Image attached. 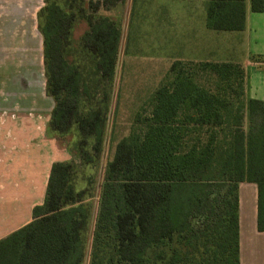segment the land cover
<instances>
[{"label":"trees","instance_id":"1","mask_svg":"<svg viewBox=\"0 0 264 264\" xmlns=\"http://www.w3.org/2000/svg\"><path fill=\"white\" fill-rule=\"evenodd\" d=\"M67 1L45 0L38 13L46 92L54 101L50 128L63 136L76 125L83 164L93 163L103 152L106 116L95 106L81 111L91 85L66 57L77 18ZM123 1L86 4L97 13ZM245 1L209 0L207 28L244 30ZM251 10L263 12L264 0H251ZM87 20L82 47L96 58L98 80L112 83L121 28L107 16ZM103 98L107 109L110 98ZM74 173L71 163L52 165L32 221L0 240V264L84 263L92 214L84 201L92 195L87 186L78 189ZM243 182L257 185L263 232L264 101L246 99L240 64L175 61L106 165L88 264H240Z\"/></svg>","mask_w":264,"mask_h":264},{"label":"crops","instance_id":"2","mask_svg":"<svg viewBox=\"0 0 264 264\" xmlns=\"http://www.w3.org/2000/svg\"><path fill=\"white\" fill-rule=\"evenodd\" d=\"M0 1V13L4 16L1 32L5 33L10 47L33 49L31 55L7 59L10 64H15L16 59L19 64L28 65L25 70L0 71L1 240L32 221L33 208L44 202L52 165L71 163L73 158L68 148L57 145L58 151H54L55 140L62 141L63 138L54 136L50 128L54 101L46 92L45 66L42 76L37 71L35 55L39 51L44 64L43 36L37 19L42 6H36V3L29 7L36 0ZM6 1L14 2L8 5ZM171 1L176 4L179 0ZM208 2L189 0L184 7L163 4L152 13L147 31L151 32L152 45L157 44L160 52L152 55L153 58L156 56L159 62L166 59L167 64L170 59L240 64L245 71L246 99L264 101V11L252 12L251 0H246L244 30L215 31L206 24ZM125 3L127 7H133V0H125ZM25 15L35 16L33 27L26 26L28 24L22 19ZM122 42L123 33L120 47ZM45 105H50L49 112H45ZM97 199L99 201V196ZM90 200L92 198L84 203H90ZM91 221L92 217L87 230ZM94 228L95 224L91 239ZM239 229L240 264H264V231L258 229V188L254 183L239 185ZM85 252L89 259L90 252L87 254L86 248Z\"/></svg>","mask_w":264,"mask_h":264},{"label":"rangeland","instance_id":"3","mask_svg":"<svg viewBox=\"0 0 264 264\" xmlns=\"http://www.w3.org/2000/svg\"><path fill=\"white\" fill-rule=\"evenodd\" d=\"M58 1L65 2V0ZM89 1L96 3L98 0H85L84 4L74 0L67 1V6L73 4L71 9L77 13V18L73 24L72 32L66 45V57L70 63L81 71L83 80L91 85V98L87 100L85 97L82 100L81 111L86 112L90 106H95L98 107V109H102L106 116L103 152L93 163L83 164L80 155L79 132L76 125H73L67 134L63 136L59 135V137L63 138L62 141L55 140L54 142L55 152L58 151L57 148L59 147L68 148L73 158L71 164L74 166L75 183L84 188L87 186V189H89L87 192L88 196L92 195V200H90L92 221L89 230H87L85 234L87 254H89L91 248L92 226L95 224V217L97 216L96 210L99 205L97 198L101 192L106 165L113 158L117 143L130 134L136 114L143 108H147L152 94L165 78L171 65L175 62L170 59L169 64H167L166 62L168 60L166 59L159 62L156 56L153 58L152 55H157L159 49L157 44L154 46L151 40H149L151 32L147 31V29L149 25H151L150 16H152L153 12L160 9L163 4L166 7H184L185 4H188L189 0H179L180 2L176 1V4H173L171 0H133L132 8L127 7L124 0L121 3L114 2L108 10L99 9L97 13H94L92 9L88 7L86 2ZM6 2L9 5V2L14 1ZM44 2L45 0H36L29 7L34 6L36 3V6L43 7L45 5ZM1 5L0 1V11ZM80 11L85 12V18ZM2 14L3 12L0 13V71L1 73H8L13 70H25L28 65L19 64L16 59L15 64H10L7 59H11V57L19 59V57L22 58L26 55H31L30 51L33 52V49L10 47L11 44H9L5 38V33L1 32V18L4 17ZM97 16H107L115 20L121 28V33H123V42L119 50L115 78L112 83H101L100 80H98L96 58L91 52L85 50L81 44L82 36L89 30L87 17ZM34 17L35 16L28 15L22 16V19L28 24L26 25L27 27L34 26ZM34 51L35 54H37L36 47ZM1 59H3L2 62ZM35 60L38 63L37 71L39 75L42 76V74H44V64L41 51H39L38 55H35ZM96 82L97 84L99 83L100 86L96 85L95 88L93 84ZM104 95H108L110 98L107 109L103 102ZM43 108L46 109L45 112H49L50 105H45ZM56 135L57 134L54 136ZM92 143L93 140L88 139V144L85 147L86 151H89L90 157L93 156ZM57 145L59 147L55 148ZM88 262L89 259H87L86 255L83 264H88Z\"/></svg>","mask_w":264,"mask_h":264}]
</instances>
